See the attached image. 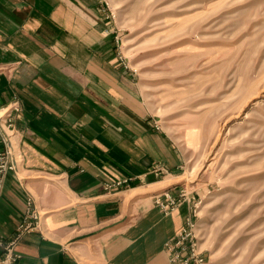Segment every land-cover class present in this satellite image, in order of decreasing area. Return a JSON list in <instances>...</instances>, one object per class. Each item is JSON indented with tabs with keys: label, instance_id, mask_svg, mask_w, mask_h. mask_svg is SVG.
Segmentation results:
<instances>
[{
	"label": "crops",
	"instance_id": "0c3cea01",
	"mask_svg": "<svg viewBox=\"0 0 264 264\" xmlns=\"http://www.w3.org/2000/svg\"><path fill=\"white\" fill-rule=\"evenodd\" d=\"M119 37L105 0H0V152L17 161L0 236L29 197L40 218L17 264H168L164 245L189 208L165 213L156 199L178 198L185 158L148 111Z\"/></svg>",
	"mask_w": 264,
	"mask_h": 264
},
{
	"label": "rangeland",
	"instance_id": "374dc122",
	"mask_svg": "<svg viewBox=\"0 0 264 264\" xmlns=\"http://www.w3.org/2000/svg\"><path fill=\"white\" fill-rule=\"evenodd\" d=\"M105 1L148 111L184 155L205 264H264V0Z\"/></svg>",
	"mask_w": 264,
	"mask_h": 264
},
{
	"label": "built area",
	"instance_id": "2783aa9c",
	"mask_svg": "<svg viewBox=\"0 0 264 264\" xmlns=\"http://www.w3.org/2000/svg\"><path fill=\"white\" fill-rule=\"evenodd\" d=\"M13 113H18L19 108L16 103L12 107ZM7 113V112H6ZM6 125L11 128L13 116L11 112L6 114ZM17 161L12 152L7 148L0 152V194L3 189L6 176L16 169ZM159 171L155 170L157 175ZM129 180L114 181L106 184V191L116 190L128 186ZM194 197L180 191L178 198L171 197L164 193L162 197L156 199V205L165 213L186 203L189 208L188 215L184 220V225L179 233L164 245L168 264H205L206 255L201 250L198 236L196 234V212L194 209ZM40 218L35 208L34 201L29 197L26 201V208L23 216L16 225L14 232L3 238L0 236V264H17L21 259L17 252V246L20 241L31 233L39 230Z\"/></svg>",
	"mask_w": 264,
	"mask_h": 264
}]
</instances>
